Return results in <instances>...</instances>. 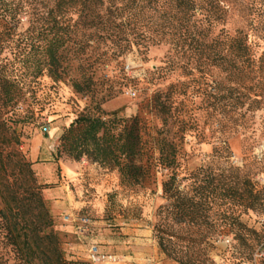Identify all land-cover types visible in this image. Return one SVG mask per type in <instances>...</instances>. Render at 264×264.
<instances>
[{
	"label": "trees",
	"instance_id": "1",
	"mask_svg": "<svg viewBox=\"0 0 264 264\" xmlns=\"http://www.w3.org/2000/svg\"><path fill=\"white\" fill-rule=\"evenodd\" d=\"M247 5L240 11L236 0H0V228L18 264L67 263L44 186L32 162L12 148L17 135H8L9 113L27 93L35 94L33 83L46 74L55 82L69 78L76 92L92 93L101 65L134 48L167 44L174 55L170 62L186 57L185 70L198 73L205 90L215 89L224 100L247 89L256 105L264 88V0ZM20 12L28 25L23 33L17 32ZM240 14L244 25L231 27V18ZM216 70L227 72L228 80ZM158 104L163 126L156 135L138 116L122 124L117 112L106 117L97 105L98 114L82 113L65 128L59 152L117 168L121 181L130 185L152 186L161 174L166 216L175 212L180 223L200 228L217 208L221 234L232 233L239 248L249 251L239 256L252 259L264 249V222L249 226L242 215L253 211L264 219V183L240 167L220 174L186 169L181 138L171 135V111L163 101ZM262 161L264 171V155ZM168 235L159 236L165 252L172 243Z\"/></svg>",
	"mask_w": 264,
	"mask_h": 264
},
{
	"label": "rangeland",
	"instance_id": "2",
	"mask_svg": "<svg viewBox=\"0 0 264 264\" xmlns=\"http://www.w3.org/2000/svg\"><path fill=\"white\" fill-rule=\"evenodd\" d=\"M252 1L236 0V7L244 11ZM18 17L22 22L17 32L23 33L28 26L26 18L22 12ZM244 23L242 14L231 18L233 28ZM87 50L90 53V46ZM173 56L167 44L151 45L145 50L134 48L100 66L92 93L76 92L69 78L55 82L46 74L41 76L33 83L35 94L27 93L9 113L12 118L8 135L11 137L12 132L19 139V142H11L12 148L32 162L49 205L51 199H63L71 193L76 202L81 203L75 208L77 213H86L102 222L101 228L107 231L102 242L104 251L117 255L119 264L140 263L136 261L148 264H261L264 249L255 252L252 259H244L239 251H244L243 256L249 251L239 248L232 233L221 234L222 215L217 208L209 212L200 228L188 222L180 223L175 212L166 216L161 207L169 202L162 196L161 174L152 186L130 185L121 181L117 168L94 162L86 156L74 160L59 152L60 136L65 128L82 113L98 114L97 105L107 113L106 117L117 112L122 124L138 116L141 125L156 135L163 126V116L158 112V103L163 101L172 115L171 135L181 138L186 169L201 168L206 173L220 174L240 167L264 183V171L260 169L264 155V88L261 101L256 105L251 103L253 93L247 89H238L230 98L220 100L218 91L205 90L204 79L197 80L198 73L185 70L186 57L175 56L176 62L171 63ZM213 73L228 80L227 72L216 70ZM77 74L75 71L74 75ZM243 80L249 85V78ZM131 91L136 94L131 95ZM44 125L49 127L45 134L42 132ZM2 139L0 136V142ZM220 146L225 148L216 151ZM32 149L39 151L34 159ZM8 159L6 156L5 161ZM65 162L75 165L72 171L65 170ZM38 171L46 177L45 181ZM62 216L63 213H56L55 220L63 236L66 264H72L76 260L71 258L73 252L69 244L75 237ZM242 219L256 227L264 222L253 211L244 213ZM4 234L0 228V264H18ZM166 234L172 241L168 252L163 251L159 243V236ZM111 236L117 239L111 240ZM133 249L140 253L136 256L142 254L143 260L129 262L126 256L134 255Z\"/></svg>",
	"mask_w": 264,
	"mask_h": 264
},
{
	"label": "crops",
	"instance_id": "3",
	"mask_svg": "<svg viewBox=\"0 0 264 264\" xmlns=\"http://www.w3.org/2000/svg\"><path fill=\"white\" fill-rule=\"evenodd\" d=\"M38 152L39 151H34V150L32 151L33 159H34V157L38 156ZM74 166L75 165L71 162H65L64 163L65 170L69 171V172L72 171ZM90 169H93V167L91 165H90ZM92 173L93 172H90V174H92ZM38 174L40 175V178L42 180H44V181L46 180V177H44V175H41L40 171H38ZM77 180H78V178H77ZM50 206H51L52 210L54 211V213H59V212L63 213L62 219L66 215L71 216L70 221L65 222L63 220L64 223L66 224V227L69 228L68 229L69 232H72L74 237H75V241L69 244V246L73 252V255L71 256V258H73L74 260H79V261H81V260L87 261L88 260L87 248H88V245L92 242L97 243L99 245L100 249L105 250L104 249L105 246L102 245V242L105 241V239H106L107 231L103 230L101 228L102 222L95 221L90 216L92 223L86 229L79 228L77 226L76 222L74 221V218L76 215H78L75 208H77L78 206H81V203L76 202V200L74 199V196L71 193H67L63 199H58V200L57 199L55 200L54 198L51 199L50 200ZM110 238H111V240L117 239L115 236L114 237L111 236ZM137 242L140 243V241H138V240H137ZM131 253H133L134 255L128 254L126 256V258H128V257L130 258L129 262H132V260H139V259L143 260L142 259L143 257H141L142 254H141V256H136L137 254H140V253H137V251H135V249H133L131 251ZM136 262H140L137 264H148V263H145L143 261H136ZM119 263L120 262L118 261V262L113 263V264H119ZM129 264H131V263H129Z\"/></svg>",
	"mask_w": 264,
	"mask_h": 264
},
{
	"label": "built area",
	"instance_id": "4",
	"mask_svg": "<svg viewBox=\"0 0 264 264\" xmlns=\"http://www.w3.org/2000/svg\"><path fill=\"white\" fill-rule=\"evenodd\" d=\"M130 66L127 65V69H129ZM136 93L134 91H131V95H135ZM49 130L48 125H44L42 127V132L45 134ZM71 216L66 215L63 217V220L65 222L70 221ZM74 221L76 222L77 226L82 229H86L91 223L92 220L90 216L88 215H76L74 218ZM88 251V264H113L119 261V258L117 255L108 253L102 249H100L99 245L97 243H90L87 248Z\"/></svg>",
	"mask_w": 264,
	"mask_h": 264
}]
</instances>
